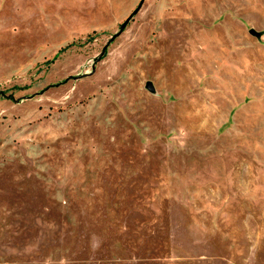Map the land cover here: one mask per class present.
<instances>
[{
	"label": "rangeland",
	"instance_id": "1",
	"mask_svg": "<svg viewBox=\"0 0 264 264\" xmlns=\"http://www.w3.org/2000/svg\"><path fill=\"white\" fill-rule=\"evenodd\" d=\"M0 264H264V0H0Z\"/></svg>",
	"mask_w": 264,
	"mask_h": 264
},
{
	"label": "water",
	"instance_id": "2",
	"mask_svg": "<svg viewBox=\"0 0 264 264\" xmlns=\"http://www.w3.org/2000/svg\"><path fill=\"white\" fill-rule=\"evenodd\" d=\"M141 8V7H140ZM139 8V9H140ZM138 11V10H137ZM136 11V12H137ZM135 12V13H136ZM133 18V16L132 17H130V18H128L127 19V21L124 23V25L122 26V29H124L125 27H127V24L130 22V20ZM250 34L252 35V36H256V37H258V38H260L261 36H262V32H258L256 29H252L251 31H250ZM148 87L150 88V89H152V84L151 83H148Z\"/></svg>",
	"mask_w": 264,
	"mask_h": 264
}]
</instances>
